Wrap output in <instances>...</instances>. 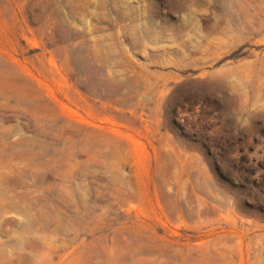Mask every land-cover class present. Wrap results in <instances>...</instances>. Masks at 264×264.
<instances>
[{"label": "rangeland", "instance_id": "obj_1", "mask_svg": "<svg viewBox=\"0 0 264 264\" xmlns=\"http://www.w3.org/2000/svg\"><path fill=\"white\" fill-rule=\"evenodd\" d=\"M0 264H264V0H0Z\"/></svg>", "mask_w": 264, "mask_h": 264}]
</instances>
